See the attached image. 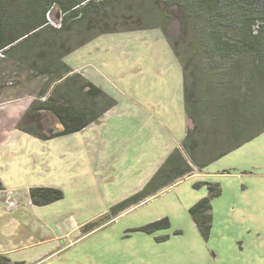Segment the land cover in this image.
Here are the masks:
<instances>
[{
    "label": "rangeland",
    "instance_id": "obj_1",
    "mask_svg": "<svg viewBox=\"0 0 264 264\" xmlns=\"http://www.w3.org/2000/svg\"><path fill=\"white\" fill-rule=\"evenodd\" d=\"M167 11L172 45L157 28L103 34L63 56L117 101L95 122L67 136L45 141L17 128L18 122H31L32 115H25L30 103L48 96L52 86L46 87V75L0 56V179L7 187L0 190V253L11 261L264 264V131L138 204L112 213L114 204L144 186L166 156L165 146L185 132L184 118L180 122L184 111L170 106L164 91L173 83L155 77L157 67L176 64L175 52L182 55L200 77L191 97L217 82L190 29L180 31V11ZM60 17L53 9L49 23ZM80 38L76 35L65 44L75 46ZM158 97L165 103L155 104ZM169 107L176 109L173 117ZM40 116V130L57 126L50 111ZM206 183L221 188L211 200L208 239L199 234L188 212L208 194ZM33 186L58 188L63 198L34 206L28 196ZM163 217L169 227H156L153 233L136 230ZM162 236L168 238L155 240Z\"/></svg>",
    "mask_w": 264,
    "mask_h": 264
},
{
    "label": "trees",
    "instance_id": "obj_2",
    "mask_svg": "<svg viewBox=\"0 0 264 264\" xmlns=\"http://www.w3.org/2000/svg\"><path fill=\"white\" fill-rule=\"evenodd\" d=\"M134 2L0 0L3 58L46 75V87L52 86L48 96L30 103L25 115H32L31 122L17 123L20 131L40 140L79 132L117 104L115 98L81 73L73 72L62 59L97 36L158 28L170 43L167 10L175 7L181 13L180 31L186 34L190 29L200 44L202 57L208 58V72L214 74L217 82L204 94L191 97L200 77L175 52L182 68L183 104L190 126L179 147L168 154L145 185L114 204L112 213L138 204L192 174L193 168L208 166L264 131V0H139L137 6ZM53 9L61 15L59 27L48 23ZM136 18H140L138 23ZM76 35L83 38L75 46L65 44ZM41 111H50L57 126L40 130ZM206 186L208 194L188 209L204 239H208L213 221L211 200L221 193L217 183ZM0 190H4L1 181ZM28 196L34 206H44L62 199L63 192L54 187L33 186L28 189ZM169 226V219L163 217L136 230L153 233L156 227ZM0 264L20 262L0 253Z\"/></svg>",
    "mask_w": 264,
    "mask_h": 264
},
{
    "label": "crops",
    "instance_id": "obj_3",
    "mask_svg": "<svg viewBox=\"0 0 264 264\" xmlns=\"http://www.w3.org/2000/svg\"><path fill=\"white\" fill-rule=\"evenodd\" d=\"M154 29H157V28H154ZM154 29H150V30H154ZM158 30H160V29H158ZM130 32H133V31H130ZM120 33V32H119ZM165 37V36H164ZM167 40V39H166ZM168 42V41H167ZM82 47V46H81ZM80 48V47H79ZM176 58V57H175ZM66 63H67V61L66 60H64ZM176 61H177V63L176 64H171V65H159L158 67H157V72H159V74L158 73H156V76L155 77H162V78H168L169 79V81H171L172 83H173V88H171V89H164V91H165V93H166V95H168L169 96V105H170V103L173 105V107L175 108V106H176V104H177V109L180 111V113L182 112V111H184V104H183V75H182V68H181V65L179 64V62H178V60H177V58H176ZM68 64V63H67ZM69 65V64H68ZM71 66V65H70ZM72 67V66H71ZM75 71H77V72H79V73H81L82 74V72H81V70L79 69V68H75V67H72ZM83 75V74H82ZM84 76V75H83ZM89 79V78H88ZM89 80H91V79H89ZM93 82V81H92ZM94 83V82H93ZM167 91V92H166ZM174 92L175 93V96H171L170 94H171V92ZM176 92H177V95H176ZM161 104V103H165V99L164 98H162V97H158L157 99H155V104ZM171 106V105H170ZM173 107H169L168 108V110L169 111H171V115H172V117H173V113H174V111L176 110V109H174ZM183 118H184V120H185V132H186V128L189 126V124H188V118H187V116H186V114H185V111H184V113H183V115H181L180 114V119H181V121L180 122H182V120H183ZM178 123V125H179V121L177 122ZM92 124V123H91ZM175 124H176V122H175ZM90 125V124H89ZM88 125V126H89ZM86 128V127H85ZM83 130V129H82ZM22 132V131H21ZM185 132H184V135H185ZM24 133V132H23ZM70 135V134H69ZM184 135H183V137H184ZM64 136H67V135H64ZM59 137H63V136H59ZM182 137V138H183ZM182 138H180V139H176V138H173V141H172V143L171 144H167V146H165V151H166V156H164V158H163V160L160 162V164H159V166L162 164V162L165 160V158L168 156V154L174 149V148H176V147H179V145H180V142H181V140H182ZM46 141V140H45ZM158 166V167H159ZM157 167V168H158ZM157 170V169H156ZM155 170V171H156ZM154 171V172H155ZM153 172V173H154ZM153 173L151 174V176L153 175ZM150 176V177H151ZM150 179V178H149ZM148 179V180H149ZM147 180V181H148ZM0 181L2 182V184H3V186L5 187V188H7L6 187V185L4 184V182L0 179ZM146 181V182H147ZM145 182V183H146ZM145 185V184H144ZM133 194V193H132ZM0 207H3V205L1 206V203H0Z\"/></svg>",
    "mask_w": 264,
    "mask_h": 264
},
{
    "label": "built area",
    "instance_id": "obj_4",
    "mask_svg": "<svg viewBox=\"0 0 264 264\" xmlns=\"http://www.w3.org/2000/svg\"><path fill=\"white\" fill-rule=\"evenodd\" d=\"M61 16V15H60ZM48 23H49V14H48ZM60 19H61V17H60ZM60 19L58 20V21H56L55 23H52V25L53 26H56V27H59L60 26ZM1 55H3L2 53H1V51H0V56Z\"/></svg>",
    "mask_w": 264,
    "mask_h": 264
}]
</instances>
